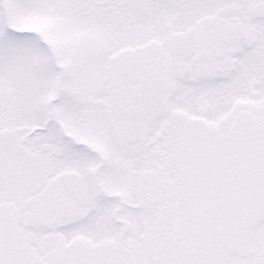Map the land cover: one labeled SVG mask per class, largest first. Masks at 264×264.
<instances>
[{
	"label": "snow or ice",
	"instance_id": "1",
	"mask_svg": "<svg viewBox=\"0 0 264 264\" xmlns=\"http://www.w3.org/2000/svg\"><path fill=\"white\" fill-rule=\"evenodd\" d=\"M0 264H264V0H0Z\"/></svg>",
	"mask_w": 264,
	"mask_h": 264
}]
</instances>
